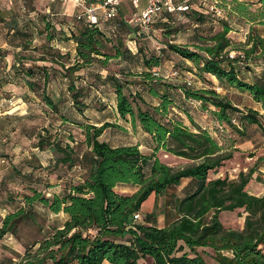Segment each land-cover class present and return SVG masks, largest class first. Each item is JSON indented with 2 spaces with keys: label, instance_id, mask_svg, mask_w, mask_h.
I'll return each instance as SVG.
<instances>
[{
  "label": "trees",
  "instance_id": "16d2710c",
  "mask_svg": "<svg viewBox=\"0 0 264 264\" xmlns=\"http://www.w3.org/2000/svg\"><path fill=\"white\" fill-rule=\"evenodd\" d=\"M10 1L17 7V0ZM85 1L93 3L99 0ZM244 2H223V17H215L205 6L196 3L188 10L153 17L152 23L187 15L195 16L198 23L209 18L221 23V30L201 37L202 45L197 46V50L188 46L167 45L184 60L195 64L201 77L198 82L208 84L202 74L212 75L218 80V83L204 88H198L192 81L188 85L187 80L182 83L167 81L168 76L155 69L161 63L159 56L148 57L141 49H126L123 38H119L120 30H127L128 42L134 45L141 34L138 27L125 17L118 20L116 16L94 25L77 19L73 10L68 22L57 29L49 13L43 11L35 15L37 25H29L35 22L29 19V11L33 7L27 10V14H19L15 8L9 19L0 15V35L5 33L4 39L7 38L13 47L12 61L11 50L0 47V61L10 65L9 71H0V88L8 83L17 84L21 79L30 91L39 94L53 113L58 114L60 98H54L47 91L48 68L38 66L36 62L59 64L63 69L62 77L69 79V103L87 119L83 123L71 121L80 129L83 137L80 143L71 134L67 135L64 143L58 136L51 135L48 128H42L46 135L36 134V143L31 148L38 152L48 151L47 165L42 166L35 159L32 163L27 162L29 170L18 174L20 177L15 176V170L18 173L20 170L12 167L1 180L0 209H5L7 214L0 219V243L9 235L17 238L25 250L20 261L6 257L0 264H140L141 260L147 259L152 264H208L204 256L215 264H264V195L257 197L248 191L252 180L264 187V156L257 157L247 173L240 172L236 180L209 179L210 172H216L233 158L238 151L237 144L250 143L254 135L264 139L261 120L264 118V38L258 28L247 26L245 48L236 50L243 52L245 61L230 60L223 53L232 49V41L227 36L234 28L230 16H237L242 23L246 20V23L264 25V0L251 2L259 3L253 10L246 3L249 1ZM131 11L135 12L132 8ZM22 15H28V20L24 21ZM36 26L37 34L34 36L47 42L51 49L53 39H60L61 33H68L69 36L64 39L75 44L74 56L72 45L64 54L55 48V55L42 52L37 58L20 55L17 58V47L24 51L28 49L33 32L35 34L32 27ZM19 38L21 41L17 43ZM46 54L51 57L49 61ZM117 59L128 60L140 70L134 72L119 68L110 72L109 64ZM248 59L255 60L253 63L260 67L258 72L254 70L256 66L246 71L251 72L253 78L250 81L239 75L244 74ZM24 60L35 64L25 66ZM80 70L88 72L84 77L81 74L74 76ZM173 71H177V75L171 77L181 76V71ZM38 73L43 74L42 84L34 78ZM90 75L92 80L86 82ZM136 77L139 80H133ZM76 79H82L81 84H76ZM224 84L237 92L248 93L254 103L260 104L263 114L248 106L241 109L235 105L239 103L231 100L226 93H218L216 88H223ZM91 86L103 95L107 94L106 89L111 90L113 98L109 104L104 102L106 98L102 95L87 101L85 97L91 92ZM96 102L97 111L102 113L107 107L111 108L121 124L105 121L96 125L92 122L84 112ZM193 102L199 103L200 109L207 110L219 127L226 124L231 128L233 137L237 138L229 140L230 144L233 143L230 149L224 148L223 142L217 138L215 130L208 128V124L196 120ZM172 111L177 115H173ZM62 121L69 122V118L63 115ZM127 124L133 129L139 127L150 137V152L141 151L137 145L110 144L108 139ZM15 146L0 153V159L8 157L12 161L8 154L10 150L14 152ZM160 151L190 161V164L173 169L159 160L157 154ZM73 170L79 172L73 173ZM52 174H56L58 181H62L67 174H73L74 179L67 181L58 193H47V196L46 191L53 187L47 182ZM78 175L80 179L75 181ZM184 179L190 181L182 193L176 191L166 201L173 216L171 222L157 227L155 213L143 221L133 220L150 196L162 197L169 188L180 186ZM14 183L17 188L13 191L7 186ZM119 186L134 187L135 191L131 194L117 192ZM34 204L41 205L53 215L61 213L66 216L63 225L53 228L47 236H41L42 226L38 225ZM237 210L245 215L243 228L226 230L220 222V213ZM148 222L150 225H147ZM25 223L35 225L37 232L22 240L19 233Z\"/></svg>",
  "mask_w": 264,
  "mask_h": 264
},
{
  "label": "rangeland",
  "instance_id": "374dc122",
  "mask_svg": "<svg viewBox=\"0 0 264 264\" xmlns=\"http://www.w3.org/2000/svg\"><path fill=\"white\" fill-rule=\"evenodd\" d=\"M41 4L42 10L48 5L49 0H39ZM242 2H244L242 0ZM245 3V2H244ZM248 6L253 10L255 7L251 2H246ZM130 5L128 3H125V6ZM122 7V6H121ZM17 8V7H15ZM123 8V7H122ZM122 8H120L122 10ZM0 9L5 11V0H0ZM121 10H119V13L117 15L118 20L124 18V14L121 13ZM3 16H6V14H2ZM133 17L132 13H126L125 19L130 20ZM228 18V17H227ZM230 22L231 25L234 27L230 32H228L227 36L232 41V49L231 50H243L245 46H243L244 42L242 40H246V36L243 33V30L241 28L245 25L242 23L237 16H230ZM167 24L165 27L163 24ZM222 26L221 23L218 20H215L213 18L205 19L203 23H198L195 20V16L193 15H187V16H181V17H173L166 20H157L156 22L152 23L149 28L145 29L143 33L140 35V40L137 41V44L134 45L133 42H128L129 38L128 35H125L127 30L121 29L119 38H123L124 46L126 49L128 47L136 51L137 49H141L142 53L146 56L150 57L151 55L159 56L161 63L158 67H155V69L160 70L163 72L166 76H168L165 80H178L179 83L184 82L185 80H190L195 85H198V81L201 80V77L198 75L199 70L195 66V64L187 59H183L178 54L171 51L167 45L168 44H175V45H182V46H188L190 49L197 50V46H201V37H208L212 35L213 33L221 30ZM258 28V27H255ZM131 36V35H130ZM18 40V39H17ZM19 41H17L18 43ZM71 43L68 42L66 47H70ZM48 43L45 41H42L41 39H36L34 42L31 41L28 49L24 50H18L17 52V58L18 56H32L33 58H37L41 56L40 54L42 52L47 53L51 52L55 55V48L51 49L48 47ZM237 48V49H235ZM11 50V49H10ZM48 61L50 60V55H45ZM60 58V57H57ZM10 60L12 61V58L10 56ZM65 60V59H63ZM10 61V62H11ZM27 65L29 64H35L31 62L30 60H24ZM255 61V60H254ZM253 61V62H254ZM252 62L251 59H248L246 61V65L244 66L243 72H246L249 68L253 69L256 65ZM11 64V63H10ZM36 65L38 66H45L48 68V76L49 80L47 82V91L50 95H52L54 98H60L59 103V113L55 114L51 111V109L43 102L39 94H37L34 91H30L24 84V82L19 79L17 84H4L0 88V153H5L6 149H10L11 147H14V150H17V154H13V151H9L10 155L8 156L12 159L10 161L8 157L6 159H0V168L3 166L5 169L1 174L0 177H6L8 172L11 171L12 167L18 168L20 171L17 172V169L15 170V176L17 177L18 174L26 173L29 170V167H27V162L29 161H35V157L30 152V148L32 145L36 143V134L43 133V135H46L44 132H42V128H48L50 130L51 135L58 136V139H61L64 143L67 141V135L71 134L74 138V140L77 143H80L83 141V137L81 135L80 129L78 128L77 124L72 122H84L87 121V119L83 116L77 113L76 109L72 107V105L69 103L68 99L70 94L67 93V87L69 84V79L67 77L63 78L61 74H63V69L59 66V64L49 62H36ZM119 68H124L127 71L133 70L134 72L139 71L140 69H137L130 61H122V60H112L109 64V71H118ZM7 69L10 70V65H5L2 61H0V71ZM179 70L181 71V76L178 78L171 77V73L173 70ZM35 71H38V69H34ZM88 71L86 70H80L74 74V76L82 75L83 77L87 74ZM189 72V73H186ZM103 74H105V71H102ZM42 75L39 74L34 77L35 79H38L39 83L42 84ZM204 82L208 83L209 85L211 82L209 79H206V74H202ZM239 75H242L239 73ZM249 76V75H248ZM22 78V77H20ZM137 78V79H136ZM133 80H139V77H136ZM207 78L209 76L207 75ZM91 79V75L87 77L86 82ZM76 84H81L82 79H76ZM83 84V83H82ZM89 90V89H88ZM91 92L89 95H86V100H90L91 98H96L97 96L101 98L102 96L106 100L107 104H109V101L112 100L113 94L110 93L111 90L106 89L107 94H102L100 91H95L96 87L91 86ZM218 92V91H217ZM222 92V91H220ZM88 91L85 92L87 94ZM227 96L233 100L234 102L239 103V107L241 109H246V106L255 107L257 105L254 104L251 97L248 93H240L236 91H229L226 92ZM102 95V96H101ZM96 105H98V102L96 104H93V107L87 109L84 114L91 118L92 122L97 119L101 118H108L109 121H113V112L111 108L107 107L106 111L99 112L96 110ZM173 115H177L172 111ZM65 115L67 118H69L68 121H62V116ZM172 115V116H173ZM185 120V117H183ZM195 118L199 123L202 124H208L211 129L215 130L217 138L221 140L223 143L222 145L224 148H229L230 144L229 140L233 141V133L231 128L224 124L222 127H219V125L213 120L207 110L200 109V104L196 103V109H195ZM263 124H264V118H261ZM72 121V122H71ZM186 121V120H185ZM237 138V137H236ZM254 142H253V140ZM252 139L250 143H242L237 144V150L240 153H243L242 155H239L235 152L233 158L227 162L224 163L223 167L219 168L216 172H210L209 173V179H223L227 178L228 180H236L238 177V174L240 172L247 173L248 169L251 168L253 165L254 159H256L259 156H264V139L261 136H252ZM10 140V141H9ZM239 141V140H238ZM237 141V142H238ZM236 142V143H237ZM255 146V149H254ZM32 149V148H31ZM82 149V146H81ZM26 151V153H23ZM230 151V150H229ZM254 156L252 160H249L247 157ZM159 160L163 163H165L167 166L173 168V169H179L182 168L188 164H190V161H185L184 159H180L177 157L170 156L168 154L163 153L160 151L157 154ZM30 157V158H29ZM29 158V159H28ZM15 169V168H14ZM59 173H62L61 170H59ZM14 175V173H13ZM63 175V174H62ZM263 180H264V173ZM20 177V176H18ZM65 178L62 181L57 180L56 174H52L48 177V183L53 185L47 193L56 192L58 193L64 188L65 183L72 182L73 174H67L64 176ZM74 181V180H73ZM75 181L76 178H75ZM74 181V182H75ZM57 185V186H55ZM187 183L182 182L180 186L176 188H169L165 194L162 197L155 198L154 196H150L142 205L140 209L141 219L145 217L149 218L148 216L151 215V213L156 214V225L158 227H161L169 222L172 221L173 216L169 209L166 206V201L168 200L169 196L172 193H175L177 191L178 194L182 193V190L184 187H186ZM10 187L11 190L14 188H17L16 184H12ZM18 189H21L18 187ZM117 192L124 191L126 194H131L135 191L134 187H122L119 186L117 189ZM14 191V190H13ZM17 191V190H16ZM22 191V190H20ZM248 191L251 193V195H255L257 197H261L264 195V187L262 184L255 182V180H252L250 184L248 185ZM2 192V191H1ZM16 193V192H15ZM49 194H47L48 196ZM4 194H2V197ZM34 212L37 214L38 218V225L42 226V234L41 236H47L51 232H53V228H59L63 225L65 216L63 214L53 215L50 212H48L46 209H44L39 204H34L33 206ZM143 217V218H142ZM245 215L241 210H237L235 212L229 213V212H222L219 215V219L221 224L223 225V228L226 230H241L243 228V220ZM37 232V228L32 223H25L21 225L20 228V237L22 240H25L27 237L32 236L34 233ZM9 239L5 240L4 243H0V261L6 257L7 258H13L15 261H20L21 258L24 255V248L20 241L17 240V238L9 236ZM16 246L17 253L15 250H13ZM36 248L32 249V252L35 251ZM209 251V250H208ZM205 261L208 264H215L211 259H209L207 256H204ZM152 264L150 259L145 260V262L140 261V264Z\"/></svg>",
  "mask_w": 264,
  "mask_h": 264
},
{
  "label": "crops",
  "instance_id": "0c3cea01",
  "mask_svg": "<svg viewBox=\"0 0 264 264\" xmlns=\"http://www.w3.org/2000/svg\"><path fill=\"white\" fill-rule=\"evenodd\" d=\"M244 1L255 2L256 0H244ZM141 4H142L141 7H143L144 6V1H142ZM253 6L256 8V7L259 6V3H254ZM32 7L34 9L32 11H29V14H30L29 15V19L34 20L35 22H30L29 25L33 26V25H35V23L37 25L38 18H37V16L35 17V15L37 14V12L43 11V12L49 13L50 19L54 22L55 27L57 29H59L61 27V25L64 26V23L68 22V20L71 18V15L73 13V10H74L73 7H72V5H71V3L65 2L64 4H62L58 0H49L48 1V5L44 8V10H42L41 4H40V1L39 0H24V1L17 0V13H19V14L20 13L21 14H24V13L27 14V10L32 9ZM122 7H121L122 10L121 9L120 10H121V13L124 14V17H126V13H132L133 12V11H131V8L129 6H127V5L125 6V4ZM14 11H15V7H14L13 3H11L10 0H5V11L0 9V15L2 17L6 18V19H9ZM3 13L6 14V16H3L2 15ZM25 20H28V15H26L24 17V21ZM20 23H22V22H20ZM244 24L245 25L241 28V30H243V33L245 35H247V33H248L247 26H251L252 28L258 27L260 36L264 38V25H262V24L260 25V24L253 23V22L246 23V20L244 21ZM32 28H33V30H35V34L33 32V39L31 37L30 40L34 42L36 40V37L34 35L37 34L36 33L37 26L36 27H32ZM4 35H5V33L3 35L2 34L0 35V47L5 48V49H11V53L9 55L12 56L13 55V47L10 46V44L7 42L8 41L7 38L4 39ZM68 36H69L68 33H65V35H64V33H61L60 34V37L61 38L60 39H53L51 41V42H53V44L51 43V46H53V48L58 49L61 54H64V53H66L67 51H69L71 49L70 47H66L67 44H68V42H70L71 43L70 46L72 47V45H73V50L71 52H72V56H74V52H75V48L74 47H75V44L72 43L73 41H71V40L64 39L65 37H68ZM17 41H21V39L19 38ZM242 41L245 42V40H242ZM18 50H20L19 47H17V51ZM38 62H45V61H38ZM259 68L260 67H257L256 66L254 68L255 72H258L259 71L258 70ZM255 72H253V74H257ZM186 73H189V72H186ZM243 73L244 74H242L243 75L242 77L246 81L252 80L253 77L251 76V72H243ZM245 74L246 75H249V76H246ZM207 75L208 74H206V79H209L212 84L218 83V80L214 76L208 75L209 78H207ZM173 81H175V80H173ZM175 82L176 83H179L178 80H176ZM175 82H172V83H175ZM198 85H199V86H197L198 88L208 87V84L206 85L205 83H202L201 81L198 82ZM223 86H224L223 88L220 87V89L217 90L218 93L225 94L226 92H229V91L230 92L231 91H236L237 92L236 89L228 86L227 84H224ZM220 91H222V92H220ZM195 103L196 102H193V105L194 106H196ZM233 104H235V103H233ZM254 104L257 105V106L252 107V108L254 110H257L259 112V114H263V110L261 109L260 104H258V103H254ZM235 105L237 107H239V105H237V104H235ZM248 107H250V106H248ZM105 121H107V122H113V123H116L118 125L121 124L120 119L117 118L115 116V114H113V121H109L108 118H101V119L94 120V122L96 123V125H100L101 123H103ZM185 124H188V122L185 121ZM123 128H124L123 130H119L118 134H116L115 136H113V137H111V138L108 139V140H110L109 141L110 144H112L114 146H116V145H137L139 147V149L141 151L145 152V153H148V152L151 151L150 149H151L152 146H151L150 137L147 134H145L144 132H142V130L139 127L133 129V128L130 127L129 124H127L126 126H123ZM208 128L211 129L210 126ZM212 134L215 136L214 133H212ZM103 136H105V134H103ZM31 151L32 152H35V153H32V155L36 159H38L40 161V164L42 166H46L47 165L46 164L47 162H46L45 159L48 158V155H49L48 151L38 152L36 149H31L30 148V152ZM14 153L17 154V150H14ZM23 153H26V151H24ZM236 153H238L239 155H242L243 154V153H240L239 151H236ZM247 158L249 160H252L255 157H253V158L247 157ZM180 159H182V158H180ZM255 160L256 159H254L253 162H255ZM185 161H187V160H185ZM28 163H32V161H29ZM4 170L5 169L2 166L0 168V174ZM75 172H79V170H73V173H75ZM75 178H76V180H79L80 179V175L76 176ZM2 179H3V177H0V182H1ZM212 180H214V179H212ZM189 181H190V179H184L182 182L188 183ZM120 192L124 193V191H120ZM6 214H7L6 213V210L3 209V208H1L0 209V219H3ZM65 220H66V216H65ZM147 225H150V222H148ZM163 226H161V227H163ZM6 239L8 241L9 237L6 236L1 241V243H4ZM13 248H14L13 250H15V252L17 253L16 246L13 247ZM12 260H14V259L12 258ZM142 262H145V261H142Z\"/></svg>",
  "mask_w": 264,
  "mask_h": 264
},
{
  "label": "built area",
  "instance_id": "2783aa9c",
  "mask_svg": "<svg viewBox=\"0 0 264 264\" xmlns=\"http://www.w3.org/2000/svg\"><path fill=\"white\" fill-rule=\"evenodd\" d=\"M63 1L71 3L73 9L76 11L77 19H84L88 24L94 25L116 17L121 6L128 3L135 11L130 20L138 27V32L141 34L152 24L154 16L162 13L188 10L193 3L198 5L202 4V6H205L207 11L212 13L215 17H223L225 8L222 6V3L227 0H99L93 3H89L85 0ZM142 1H144L143 7H141ZM223 53L225 57L230 60H235L237 62L245 61L243 52L228 50ZM154 74L157 73L155 72ZM171 75H177V71H173ZM187 84L190 85L192 82L187 80ZM216 89L219 90L220 88ZM133 220L135 222L142 221L140 214H135Z\"/></svg>",
  "mask_w": 264,
  "mask_h": 264
}]
</instances>
